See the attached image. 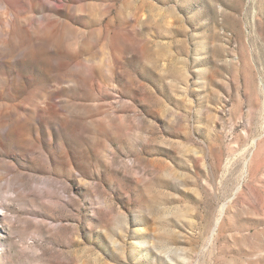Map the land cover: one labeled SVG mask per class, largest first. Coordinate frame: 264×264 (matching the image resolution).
I'll return each instance as SVG.
<instances>
[{"label": "rangeland", "instance_id": "1", "mask_svg": "<svg viewBox=\"0 0 264 264\" xmlns=\"http://www.w3.org/2000/svg\"><path fill=\"white\" fill-rule=\"evenodd\" d=\"M0 264H264V0H0Z\"/></svg>", "mask_w": 264, "mask_h": 264}]
</instances>
